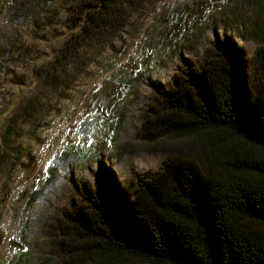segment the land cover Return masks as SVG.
<instances>
[{
	"label": "trees",
	"instance_id": "obj_1",
	"mask_svg": "<svg viewBox=\"0 0 264 264\" xmlns=\"http://www.w3.org/2000/svg\"><path fill=\"white\" fill-rule=\"evenodd\" d=\"M141 1L0 0V166L26 156L10 138L33 133ZM263 80L264 53L251 63L216 36L160 85L142 137L192 138L197 152L72 212L65 264H264Z\"/></svg>",
	"mask_w": 264,
	"mask_h": 264
},
{
	"label": "rangeland",
	"instance_id": "obj_2",
	"mask_svg": "<svg viewBox=\"0 0 264 264\" xmlns=\"http://www.w3.org/2000/svg\"><path fill=\"white\" fill-rule=\"evenodd\" d=\"M263 2L203 0L195 8L191 0H142L113 46L33 121V135L10 138L27 154L0 166V264H65L61 230L72 212L101 204L172 156H194L192 138L146 141L142 115L160 85L187 63L201 65L216 36L247 61L259 58L264 18L255 8Z\"/></svg>",
	"mask_w": 264,
	"mask_h": 264
}]
</instances>
